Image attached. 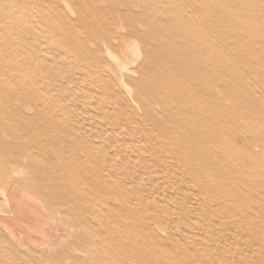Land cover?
Returning a JSON list of instances; mask_svg holds the SVG:
<instances>
[{
	"label": "rangeland",
	"instance_id": "1",
	"mask_svg": "<svg viewBox=\"0 0 264 264\" xmlns=\"http://www.w3.org/2000/svg\"><path fill=\"white\" fill-rule=\"evenodd\" d=\"M0 264H264V0H0Z\"/></svg>",
	"mask_w": 264,
	"mask_h": 264
},
{
	"label": "bare ground",
	"instance_id": "2",
	"mask_svg": "<svg viewBox=\"0 0 264 264\" xmlns=\"http://www.w3.org/2000/svg\"><path fill=\"white\" fill-rule=\"evenodd\" d=\"M125 35H126V34H125ZM237 148H238V147H237ZM241 149H242V150H241ZM241 149L239 148V151H246V152L248 151V148H246V147L241 148ZM244 154H246V153L244 152ZM244 154H243V155H244ZM165 258H166V257H165Z\"/></svg>",
	"mask_w": 264,
	"mask_h": 264
},
{
	"label": "crops",
	"instance_id": "3",
	"mask_svg": "<svg viewBox=\"0 0 264 264\" xmlns=\"http://www.w3.org/2000/svg\"><path fill=\"white\" fill-rule=\"evenodd\" d=\"M17 228H18V226L14 225V226H12L10 229H11L12 231H14V229L17 230ZM10 229H9V230H10Z\"/></svg>",
	"mask_w": 264,
	"mask_h": 264
}]
</instances>
